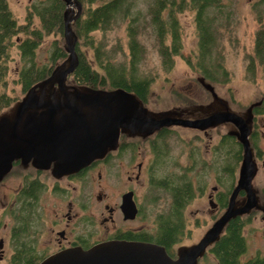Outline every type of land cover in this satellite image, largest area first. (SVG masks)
<instances>
[{"label":"flooded vegetation","instance_id":"obj_1","mask_svg":"<svg viewBox=\"0 0 264 264\" xmlns=\"http://www.w3.org/2000/svg\"><path fill=\"white\" fill-rule=\"evenodd\" d=\"M169 11V7L164 5L163 18ZM201 77L214 86L216 81L200 72L198 87L202 85L210 99L207 103L192 99L186 103L183 101L181 106L172 108L178 115L185 118L203 117L225 107L227 99L217 91L224 101L216 100ZM263 103L264 100L260 104L258 101L250 105L253 113L250 139L258 163L253 185L259 196V206L245 214L251 216L254 212H261L264 218V193L259 192L254 182L264 166V123L256 119V112ZM145 104H148V99ZM227 124L232 123L224 121L207 128L173 125L193 130L197 137L202 135L206 139L203 144L192 140L177 143L180 147L175 158L169 157L171 145L164 137L170 134L173 126H164L147 136L123 131L117 146L105 156L61 176L54 174L53 165L40 168L32 162L24 164L22 159H16L11 170L0 179V229L3 228L0 259L11 257L9 263L13 264L12 257H19V264H38L43 258L64 248H88L111 239L157 242L176 256L178 248L176 254L172 248L189 232L186 209L197 195V190L202 191V196H208L211 205L209 211L215 212L214 223L227 210L238 182L244 146L236 135L229 133ZM166 163L170 167L160 173ZM210 174L215 182L209 187V184L201 183L200 178ZM159 187L172 193L169 208L159 213L155 229L145 222L135 224L148 212V203L155 205L158 195L154 197L153 192ZM129 196V201L136 207L134 216L128 214L126 199ZM245 199L246 191L241 189L237 196L238 204ZM168 216L176 219L180 232L179 240L170 247L158 239L161 232L166 231ZM225 232L227 224L221 235ZM215 242L207 247L200 262L210 252L217 257L211 250ZM256 257L264 259L261 254Z\"/></svg>","mask_w":264,"mask_h":264},{"label":"water","instance_id":"obj_2","mask_svg":"<svg viewBox=\"0 0 264 264\" xmlns=\"http://www.w3.org/2000/svg\"><path fill=\"white\" fill-rule=\"evenodd\" d=\"M65 1L64 47L68 56L47 77L33 84L9 111L0 113V179L19 158L24 164L32 162L40 168L53 165L57 176L72 173L115 148L123 131L147 136L173 125L207 128L231 122L236 128L229 133L242 142L244 156L227 210L198 242L180 245L176 256L157 242L111 239L88 248H64L38 264H199L207 247L220 238L231 219L259 206L253 185L258 163L250 139L252 105L241 113L233 110L227 101L224 108L206 116L185 118L175 109H150L135 92L122 86L102 88L69 83L68 76L80 63L75 25L83 12V3ZM201 80L216 100L224 101L212 83L204 77ZM241 189L246 191V199L238 204ZM129 200L130 196L126 199L128 214L134 216L136 207Z\"/></svg>","mask_w":264,"mask_h":264},{"label":"trees","instance_id":"obj_3","mask_svg":"<svg viewBox=\"0 0 264 264\" xmlns=\"http://www.w3.org/2000/svg\"><path fill=\"white\" fill-rule=\"evenodd\" d=\"M81 1L83 12L75 25L79 36L77 50L80 63L68 76V82L78 86L102 88L122 86L135 92L144 102H147L152 78L143 75L140 71V63L145 56V45L140 36L141 29L145 25L143 23L145 16L142 6L138 7L139 0ZM220 2L221 0H166V2L154 0L150 3L148 6V14L151 15L150 23L157 33L163 65L167 69L173 66L174 56L182 52L178 13L185 9H194L199 34L195 65L211 80L222 81L227 78L228 71L223 63L222 55L216 50L219 23L223 15L221 14L223 10L219 9ZM164 5L168 6L170 11L163 18ZM254 5L260 26L256 31L254 53L250 55L248 67L253 72V76H255L257 65L261 66L264 72V0H257ZM65 8V0H32L27 6L25 23H20L9 0H0V113L16 101V97L7 92L8 58L11 46L14 44V36L16 35L22 60L18 82L26 93L33 84L47 77L55 65L68 56L64 42L59 39L51 42V51L47 60L41 61L38 56V48L46 35L51 33L63 35ZM126 20L129 54L123 61L116 58V52L108 48L103 39H98L94 31L106 32L114 25ZM20 33H24L25 36ZM167 38L171 41L168 42ZM90 52H92V58L88 56ZM233 138L232 135L231 139ZM172 217L168 216L169 219L165 222L168 224L166 231L161 232L158 238L168 247L178 241L180 235L177 221ZM249 217L251 216L243 214L231 219L227 224V232L222 234L213 245L211 250L217 255L216 258L220 264H264V259L258 257L246 262L241 260V255L247 249L244 226ZM18 260L19 257H12L13 264H19Z\"/></svg>","mask_w":264,"mask_h":264},{"label":"rangeland","instance_id":"obj_4","mask_svg":"<svg viewBox=\"0 0 264 264\" xmlns=\"http://www.w3.org/2000/svg\"><path fill=\"white\" fill-rule=\"evenodd\" d=\"M31 1L32 0H9L10 6L20 23H25L27 6ZM151 2H154V0L138 1V7L142 6L145 16V21L143 20L145 25L140 33L141 39L145 45V56L140 63V71L143 75H148L152 78L147 106L150 109L161 111L181 106L183 101L186 103V101L191 99L195 101L198 100L196 102L207 103L210 96L204 91L202 85L198 87L200 72L195 65L199 46V34L195 20L196 11L194 9H185L178 13L181 26L182 52L174 56L173 66L167 69V67L163 65L157 33L154 26L150 23L151 15L150 13L148 14V6ZM256 2L257 0H221L220 8L217 7L223 10V12H221L223 15L219 23V38L216 50L222 55V60L227 68L228 74L225 80L216 81L215 86L217 91L229 101L230 107L241 113L247 111L248 106L252 105V103L259 101L260 104L264 100V72L261 66L257 65L255 76H253V72L248 68L250 55L254 53L256 31L260 26L254 9V4ZM36 22H38V18H36ZM35 24L38 25L37 23ZM126 24L127 20L114 25L106 32L102 30L94 31L98 39H103L107 43V47L110 49L112 48L113 51L116 52V58L123 61L126 60L129 54ZM20 35L25 36L24 33H20ZM16 39L15 35L13 38L14 44L11 46L10 56L8 58L7 72V92L11 93L13 97H16V101L13 102V104L25 95L21 83L18 82V72L22 65V60L21 51ZM54 39L65 42L64 32L63 35L60 33H51L45 36L38 48L39 60H47L46 58L51 51L50 45ZM167 41L170 42L171 39L167 38ZM83 48L86 49V46L83 45ZM88 56L92 58V52H90ZM12 106L13 105L4 108L3 111H9ZM256 113V119L263 124L264 103L260 105ZM232 128H236L235 124H227V129ZM171 129L170 134L164 136L165 141L171 145V148L168 150L169 157L172 156L175 158V154L180 147L177 143L181 141L188 142L192 140L193 142L202 144L206 142V139L203 138L202 135L197 137L198 134L188 128L173 126ZM233 149L234 145L231 144V151H233ZM169 167L170 165L166 163L162 167L160 173H164ZM237 175L238 174H236V176ZM211 176V174L205 176V178H203L204 180L200 178L201 183L205 182L209 184L210 187L211 183L215 182V178ZM229 179H227V187L229 186ZM254 182L259 188V192L263 194L264 166H262L261 172ZM153 193L154 197L155 194L158 195V198H155V200L157 199L155 205L148 203V212L140 221H136L135 224H142L145 222L152 229H155L159 213L169 208L172 200V193L170 190L163 187H159L158 190ZM202 195V191L200 192V190H197V195L186 209L187 228L189 232H187L181 241L174 244L172 248L174 254H176V249L179 245L198 241L205 230L214 221L215 212L209 211L211 205L208 196ZM198 210L199 213H197ZM249 218L250 219L244 226L247 249L241 255V260L243 262L257 258L256 256L258 254L264 255L263 215L261 212H254ZM2 234L3 228L0 229V235ZM10 258L11 257H3L0 259V264H10ZM200 264H218V261L210 252L206 257L201 259Z\"/></svg>","mask_w":264,"mask_h":264}]
</instances>
